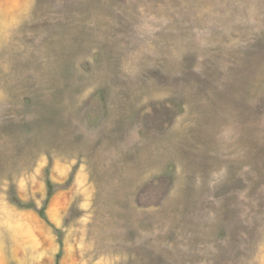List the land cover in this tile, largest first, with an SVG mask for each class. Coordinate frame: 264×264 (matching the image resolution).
I'll list each match as a JSON object with an SVG mask.
<instances>
[{"label":"rangeland","instance_id":"1","mask_svg":"<svg viewBox=\"0 0 264 264\" xmlns=\"http://www.w3.org/2000/svg\"><path fill=\"white\" fill-rule=\"evenodd\" d=\"M0 264H264V0H0Z\"/></svg>","mask_w":264,"mask_h":264},{"label":"water","instance_id":"2","mask_svg":"<svg viewBox=\"0 0 264 264\" xmlns=\"http://www.w3.org/2000/svg\"><path fill=\"white\" fill-rule=\"evenodd\" d=\"M91 115H94V117H91ZM101 116H102L101 109L91 107L90 114H89L90 123L92 124L97 123L100 120Z\"/></svg>","mask_w":264,"mask_h":264}]
</instances>
